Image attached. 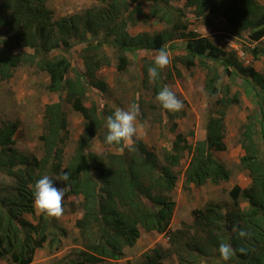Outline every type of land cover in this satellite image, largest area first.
<instances>
[{
    "label": "trees",
    "instance_id": "trees-1",
    "mask_svg": "<svg viewBox=\"0 0 264 264\" xmlns=\"http://www.w3.org/2000/svg\"><path fill=\"white\" fill-rule=\"evenodd\" d=\"M102 1L82 13L59 17L48 6L49 0H6L0 4V83L11 79L25 63L45 72L50 79L48 89L59 94L58 101L44 108L41 157L16 146L17 120L0 124V264H31L38 249L46 245L59 249L67 235L60 223L63 203L58 201L59 187L65 197L82 196L73 208L82 214L76 220L82 247L56 264H118L126 248L136 245L142 230L170 232L176 205L170 193L179 178L175 168L186 152L190 161L185 188L208 181L216 185L229 182L232 170L214 152L228 147L226 108L238 102V93L226 97L227 90L225 97L217 98L219 66L229 76L241 77L254 93L257 112L248 116L244 126L240 160L251 183L245 187L236 183L230 189V205L210 201L194 208L193 221L185 229L171 231L170 249L153 248L129 264H164L166 254L172 251L178 255V264H264V150L254 137L264 142V74L240 60L236 51H228L212 37L189 28L191 18L204 27L214 25L217 18L224 31L253 44L247 51L258 58L264 54V3L186 0V10L173 5L172 0ZM143 1L149 2L148 11ZM151 19L166 27L137 34L129 31ZM177 40H184L185 53L176 62L206 69L208 99L217 98L220 106L208 109L203 139L190 143L187 134L177 132L161 157L122 122L117 106L105 93L106 81L98 78L96 71L112 64L105 46L120 52H165L177 48ZM84 42L87 71L74 67L71 58L73 45ZM26 47L31 51L18 52ZM57 51L61 53L55 54ZM116 64L119 72L125 71L129 59L120 53ZM162 64L161 59L152 58L145 73L153 78L160 107L174 119L177 111L172 110L174 96L167 84L172 73ZM91 87L103 94L102 103H87ZM65 103L83 117L82 133L67 161L71 132ZM176 128L174 123L171 129L175 132ZM96 141L103 144L101 150L94 148ZM39 200L44 204L34 222L27 215H35Z\"/></svg>",
    "mask_w": 264,
    "mask_h": 264
},
{
    "label": "rangeland",
    "instance_id": "rangeland-1",
    "mask_svg": "<svg viewBox=\"0 0 264 264\" xmlns=\"http://www.w3.org/2000/svg\"><path fill=\"white\" fill-rule=\"evenodd\" d=\"M6 0H0V4ZM264 3V0H259ZM173 5L179 7L185 6L186 0H172ZM103 4L102 0H49L48 6L55 12L56 16H64L75 13H82L87 8ZM144 10L148 11L149 2H142ZM189 11V9H188ZM214 25L204 27L196 25L191 18L190 29H195L203 35L210 36L218 45L231 51L229 46L222 44V39L226 35L231 37L235 44L246 52L244 58L239 57L245 64H252L264 74V54L255 58L247 51L249 43L247 39L236 36L233 33L224 31L223 23L215 18ZM166 24L158 19H151L148 22H139L136 26H131L129 31L132 34L149 31L154 32L165 28ZM1 35V30H0ZM178 47L168 48L165 52L148 53L143 50L137 52H120L116 48L105 46L104 49L111 57V65H102L97 71V77L106 81L108 85L105 92L112 103L119 111V117L129 130L137 138L142 139L148 146L163 156L165 148H170L177 132L187 134L190 143L203 139L206 133V120L208 109L220 105L217 98L225 97V91L228 90L226 97H232L238 93V102L231 104L226 108V143L225 151H216L214 154L232 170V177L229 182H220L214 184L207 182L202 186L192 184L189 188L184 187L185 170L190 161V155L186 152L184 158L175 169L178 171V181L176 187L171 191L172 198L176 201L174 208L170 232H145L142 230L141 237L134 247L126 248L125 256L118 260V264H129L142 259V256L153 248L164 247L170 249L172 232L178 229L186 228L193 221L192 210L203 207L206 203L214 201L223 205L232 204L230 189L236 184L245 187L251 183L249 171L240 166L241 156L244 154L242 143V132L245 124L248 122V116L257 112L254 93L250 91L241 77L229 76L223 66H219L221 79L218 82L220 89L218 97L209 101L205 88L206 69L200 65L187 67L176 59L185 53L183 48L184 40H177ZM264 45V38L262 40ZM84 46L86 42L76 43L71 50V58L74 67L82 71H87L85 59L83 58ZM233 50V49H232ZM30 49L22 48L18 52H27ZM235 51V50H234ZM61 51L55 52V54ZM123 53L129 59V64L125 71L119 72L116 67L118 54ZM237 53V52H236ZM152 58H158L163 61V69H170L172 75L168 79V88L174 96V105L172 110L177 111L176 117L171 119L167 116L162 107L159 98L154 95V81L152 77L147 78L145 68L148 61ZM152 74V72H148ZM180 73V74H179ZM152 76V75H151ZM50 82L49 76L41 71L35 65L21 64L15 71L14 76L0 83V124L8 120H17L19 129L16 133V146L26 152L42 156L43 144L39 136L44 130V108L47 103L59 100L57 92H51L48 89ZM87 103L95 101L102 103V95L92 87L89 89ZM64 107L68 113L70 139L66 152V161L69 159L77 140L82 133L83 117L75 111L70 104L65 103ZM258 114V113H257ZM260 119V116H257ZM177 123L176 131L171 127ZM257 129H260L258 124ZM261 149L264 150V142L257 136H254ZM96 150H101L103 144L96 141L94 144ZM58 201L62 206V215L60 223L66 227L67 235L63 237L62 243L58 248H50L48 245L37 250L34 261L31 264H56L57 261L74 250L82 247V239L79 236L76 220L82 216L81 212L75 211V205L82 201L80 195H70L65 197L62 194L61 187L58 188ZM41 200L36 202L35 215L27 217L36 222L43 208ZM172 231V232H171ZM164 264H178V255L175 252H169L163 259ZM2 264H12L2 262Z\"/></svg>",
    "mask_w": 264,
    "mask_h": 264
},
{
    "label": "built area",
    "instance_id": "built-area-1",
    "mask_svg": "<svg viewBox=\"0 0 264 264\" xmlns=\"http://www.w3.org/2000/svg\"><path fill=\"white\" fill-rule=\"evenodd\" d=\"M222 44H224L225 46H229L231 49L235 50L240 57L244 58L246 56L245 50L236 45L231 37L227 35L223 37Z\"/></svg>",
    "mask_w": 264,
    "mask_h": 264
}]
</instances>
